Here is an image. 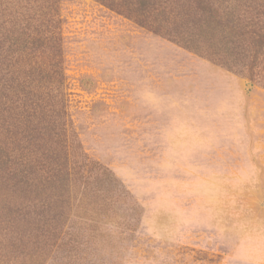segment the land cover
<instances>
[{"label":"rangeland","instance_id":"1","mask_svg":"<svg viewBox=\"0 0 264 264\" xmlns=\"http://www.w3.org/2000/svg\"><path fill=\"white\" fill-rule=\"evenodd\" d=\"M57 1L69 175L19 179L34 155L0 128L18 165L0 163V264H264V87L95 0Z\"/></svg>","mask_w":264,"mask_h":264},{"label":"trees","instance_id":"2","mask_svg":"<svg viewBox=\"0 0 264 264\" xmlns=\"http://www.w3.org/2000/svg\"><path fill=\"white\" fill-rule=\"evenodd\" d=\"M25 1L24 12L0 13V128L7 134L11 152L34 155L28 165L26 158L21 160L15 170L19 179L27 169L40 177L52 173L53 181L65 183L67 113L58 1ZM95 1L247 78L251 85L264 87V11H246L244 16L235 5L178 0V21H170L164 0ZM10 153L0 157L7 169L13 165L8 163Z\"/></svg>","mask_w":264,"mask_h":264}]
</instances>
